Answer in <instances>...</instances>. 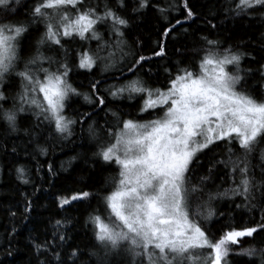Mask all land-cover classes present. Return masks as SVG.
<instances>
[{
    "label": "snow or ice",
    "instance_id": "6c2138e0",
    "mask_svg": "<svg viewBox=\"0 0 264 264\" xmlns=\"http://www.w3.org/2000/svg\"><path fill=\"white\" fill-rule=\"evenodd\" d=\"M21 4L22 0H0V102L8 100L5 77L15 73L21 81V90L14 98L13 107L5 109L0 103V120L16 132L21 114L32 112L38 121L54 126L56 133L71 137L73 126L92 120L93 113H83L79 120L65 114L71 97L82 93L69 82V65L59 62L52 70L54 61L44 55L41 47L51 44L63 48L62 40L73 36L85 39L90 35L92 39L100 40L97 27L104 24H110L117 42L123 43L125 33L122 29L129 26V19L120 12L127 5L125 0H116L115 8L105 5L99 12L96 7H85V0H36L27 14V22L8 19ZM149 6V0H137L131 11L139 14ZM183 9L186 19L195 18L188 0H183ZM257 9H264V0H235L231 11L236 17L243 18ZM41 23L44 32L36 42L35 55L24 60L21 55L23 38L33 25ZM182 23L177 20L166 28L163 38L167 39ZM202 40L205 47L195 53L199 59L194 68L180 67L177 61L174 74L170 69H164L169 77L164 88L147 86L146 81L137 78L110 92L114 98H122L125 94L130 100L139 98L138 115L157 110L162 115L140 122L112 112L115 123L102 127L100 132L94 121L88 126L89 135L97 141L101 132L109 138L108 143L97 144L93 156L105 164L118 165V176L105 181L111 184L110 190L105 189L107 195L81 191L59 198V207L94 197L102 200L106 214L97 211L88 220L96 242L94 247L102 249L104 254L98 264H144L145 258L147 264H231L230 255H258L259 264H264V248L233 251V247H240L242 238H254L264 233V217L255 226L233 228L213 240L202 227L200 218L211 221L217 212L209 208L206 214L196 211V219L192 215L195 193L200 189L191 185L190 173L193 165L200 163L199 154L212 150L219 142L230 145L235 141L244 152V156L232 160V149L229 148V159L218 161L226 168L231 166L230 174L236 185L233 194L248 200L245 207L249 208L253 206L251 201L255 199L257 189L264 197V150L260 153L259 180L248 160V156L264 143V95L257 96L248 87V77L253 70L240 67L246 53L230 46L223 47L218 40L207 37ZM177 52L184 55L180 49ZM154 56L167 57L163 43H159ZM152 58L139 56L129 71L135 72L137 65L142 67ZM22 61L23 69L17 71ZM45 63L49 67H44ZM95 65L96 58L85 54L78 67L91 70ZM147 71L151 72V69ZM256 72L262 81L258 87L264 89V64ZM99 83L94 81L90 85L95 99L88 95L84 99L102 109L105 98L98 94ZM17 171L23 177L24 169ZM206 179L202 178V182ZM30 210L31 202L25 211ZM56 223L58 227L63 225L62 221ZM57 239L64 242L67 237L60 234L54 236V241ZM35 249L38 253L51 252L57 264H67L53 243L35 244ZM70 255L77 258L83 253L77 248ZM90 255L96 256L97 252Z\"/></svg>",
    "mask_w": 264,
    "mask_h": 264
},
{
    "label": "trees",
    "instance_id": "16d2710c",
    "mask_svg": "<svg viewBox=\"0 0 264 264\" xmlns=\"http://www.w3.org/2000/svg\"><path fill=\"white\" fill-rule=\"evenodd\" d=\"M188 2L196 14L194 19H186L183 0H149L150 6L139 14L131 11L137 0H125L127 7L120 15L129 19V26L122 29L125 33L123 43L117 42L111 25L104 24L97 27L102 37L100 40L92 39L90 35L85 39L73 36L62 40L63 48L51 44L41 47L44 55L54 61L52 70H55L59 62L69 65V82L82 93L71 97L65 114L79 120L81 114L92 112L93 117L83 124H75L73 135L67 138L56 133L54 126L38 121L32 112L21 114L16 132L8 129L5 121L0 120V264H57L51 252L38 253L35 249V244L46 241L53 243L60 252L61 259L66 260L67 264H98L103 258V250L94 247L96 242L92 226L88 222L89 216L97 211L102 215L106 214L102 200L94 197L87 201H75L72 205L61 208L59 198L70 197L81 191L107 195L105 189L110 190L111 184H106L105 181L118 176V165L105 164L93 156L97 151V144L108 143L109 138L102 132L99 141L92 138L88 132L89 124L94 121L100 132L102 127L115 123L112 112L118 113L121 118H132L140 122L162 115L159 110L138 115L139 98L130 100L127 94L122 98H114L110 92L115 91L116 87L140 78L146 81L147 86L164 88L169 79L164 69L168 68L174 74L177 61L180 62V67L194 68L199 59L195 53L205 47L202 37H207L220 41L223 47L230 46L247 54L240 67L253 70V74L248 77V87L255 95H264V89L258 87L262 81L256 72L264 64V9H257L250 16L241 18L231 11L235 7V0ZM34 3L36 0H22L17 12L9 14L8 19L27 22V14ZM105 5L115 8L116 0H85V7H96L99 12L103 11ZM160 9L166 11L161 12ZM177 20L183 23L164 39L165 29ZM211 25L216 27L212 28ZM43 32L42 23L29 29L21 45L24 60L35 55L36 42ZM173 36L177 39H173ZM159 43L165 46L166 58L154 56V52L159 50ZM177 49L184 55H180ZM107 52H115L116 55L108 60L102 59L100 54L104 56ZM85 54L96 58V65L91 70L78 67L81 56ZM139 56L153 58L142 67L137 65L135 72L129 71ZM43 66L49 67L47 63ZM22 69L23 61L16 70ZM229 70H233L231 66ZM5 79L8 100L0 103L8 109L13 107L14 98L21 90V81L15 73ZM94 81L100 82L98 94L105 98L102 109L84 99L85 95L95 99L90 88ZM229 148L232 149V160L244 156L243 150L235 141L230 145L219 142L212 150L199 154L200 163L193 165L189 176L191 185L200 189L195 193L193 201V218L196 219V211L206 214L207 209L211 208L217 212V216L211 221L200 218L202 227L213 240H218L233 228L255 226L264 217V197L260 195V189L254 193L251 208L245 207L249 201L243 196L233 194L232 189L236 185L230 174L231 166L226 168L218 163L229 159ZM262 150L264 143L248 156L258 180ZM20 168L24 169L23 177L17 171ZM204 177L207 179L202 182ZM29 202L31 210L26 212ZM57 221H62L63 225L58 227ZM60 234L67 237L66 241H54V236ZM250 247L257 250L264 248V233H259L254 238H242L240 247H233V251ZM77 248L83 255L72 258L70 254ZM94 251L97 255L91 256L90 253ZM228 259L231 264H259L260 258L258 255H230ZM144 264H147V258Z\"/></svg>",
    "mask_w": 264,
    "mask_h": 264
},
{
    "label": "rangeland",
    "instance_id": "374dc122",
    "mask_svg": "<svg viewBox=\"0 0 264 264\" xmlns=\"http://www.w3.org/2000/svg\"><path fill=\"white\" fill-rule=\"evenodd\" d=\"M103 53H104V49H102V54H103ZM110 54H111V55H110ZM115 55H116L115 52H107V54L104 55V56L100 54V57H101L102 59L108 60V59L114 57Z\"/></svg>",
    "mask_w": 264,
    "mask_h": 264
}]
</instances>
